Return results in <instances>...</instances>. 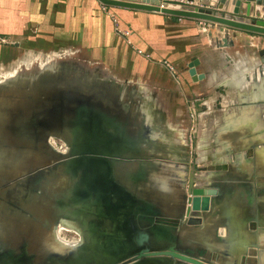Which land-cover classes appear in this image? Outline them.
<instances>
[{"label":"water","instance_id":"1","mask_svg":"<svg viewBox=\"0 0 264 264\" xmlns=\"http://www.w3.org/2000/svg\"><path fill=\"white\" fill-rule=\"evenodd\" d=\"M97 1L106 9L153 12L217 25L221 34L216 44L218 48L233 47L229 29L264 36V1L257 8L254 0ZM52 59L54 64L48 69L0 82V251L22 243L23 237L33 234L38 248L35 261L44 264L40 261L49 259L52 254L47 253L41 243L40 227L43 219L47 218L49 223L55 221L50 212L56 207L61 193L70 187L71 197L73 189L82 191V195L78 192L75 195L82 196L85 208L94 200L98 206H95L96 215L76 221L80 223L77 225L82 236L80 243L62 248L65 258L57 257L54 264H105L111 251L121 249L122 253L126 251L127 259L116 261L112 255L109 264H142L146 258L165 255L186 264H213L211 260L216 261L218 252H212L208 247L203 249L205 251L198 250L199 256L135 248L152 242L151 238L159 234V231L150 232L149 226L143 229L146 221L142 217L147 210L157 215L163 212L169 218L161 222L177 223L180 232H188L187 235L180 234L175 242L180 240L183 245L193 241L199 243L193 236L200 234V218L214 211L215 192L193 190L190 180V193L188 196L183 194L181 201L179 195L176 201L177 198L166 192L149 189L146 183L153 179H160L165 188L168 187L170 174L167 171L161 175L160 168H166L162 165L171 164L173 160L155 148L159 140L151 139V129L142 119L141 107L137 106L143 99L131 94L127 87L100 75L96 68L61 58ZM195 66V61L187 66L193 82L203 79L196 73ZM199 104L200 101L196 103ZM49 137L64 142L71 154L54 152L47 155L51 149ZM181 156L183 158L184 153ZM183 162L181 158L174 160L175 164ZM90 166L99 169L97 177L92 175V169H88ZM145 170L152 177H147ZM97 180L98 192L92 187ZM116 201L123 207L121 211L129 214L118 226L131 230L120 233L118 238H111L100 229L101 232L97 230L96 234L89 233L90 226L106 216L109 202ZM144 201H149V206H145ZM175 212H179L178 215H174ZM183 217L187 219L181 227L183 223L178 221ZM165 229L174 234L173 228ZM118 240L122 242H118L122 248L113 249L111 245L117 246ZM24 261L21 264L29 263Z\"/></svg>","mask_w":264,"mask_h":264},{"label":"crops","instance_id":"2","mask_svg":"<svg viewBox=\"0 0 264 264\" xmlns=\"http://www.w3.org/2000/svg\"><path fill=\"white\" fill-rule=\"evenodd\" d=\"M261 1L254 0V7ZM204 32L201 21L106 9L97 0H0V38L26 42L18 43L19 50L49 46L23 55L76 54L90 61L102 76L143 99L137 105L141 118L151 139L159 140L157 150L173 153L170 163L182 159L187 146L198 153L201 170L191 183L215 192L214 212L224 221L217 236L231 254L258 264L264 260V40L247 45L239 35L223 49L214 39L221 38L218 29ZM193 61L203 76L196 82L188 75ZM192 99L201 106L197 123L189 126L183 116ZM168 119L174 122L168 125ZM202 136L204 145L198 143Z\"/></svg>","mask_w":264,"mask_h":264},{"label":"flooded vegetation","instance_id":"3","mask_svg":"<svg viewBox=\"0 0 264 264\" xmlns=\"http://www.w3.org/2000/svg\"><path fill=\"white\" fill-rule=\"evenodd\" d=\"M15 50H17V49H15ZM21 51L20 52H14L13 55H14L15 61H17L18 59H20L22 57L23 51L22 52ZM7 52H8L7 50L2 51L1 57L3 56L5 58H7L6 57ZM42 53H43V55H45L44 52H42ZM16 55H17V57H16ZM52 58H53V56L49 60L43 62L41 65L37 64V65L30 66L28 68H22V69L18 70L17 72H15L14 74L9 75V76L1 79L0 82L6 81L7 79H10L14 76H20V75L24 76L26 74H36V73H38V70H40V69H44V68L48 69L49 66L54 64L53 63L54 61ZM9 60L13 61L12 58ZM199 101L200 100H198V99H192L187 104V108H186L187 116L186 117L183 116V121L185 122V124L187 123L186 125L192 126V124L195 125L197 123V119H198L197 118V114H198L197 111L199 109V106H201V104H199L197 106L196 103ZM204 110H205L204 107H202V111H204ZM195 120H196V123H195ZM189 131H191V129H189ZM189 136H190V134H189ZM189 136H188V139H189ZM47 140H48V144L51 148L49 150L50 152L47 151V155L49 153H54V152L59 154V155L61 154V155H66V156L71 154V151L67 147H65V150L63 152L60 151V149H62L61 148L62 143L57 138L49 137ZM51 142L54 143V145H55L54 148L50 145ZM56 143H59L60 146H57ZM155 148H156V150L158 149L157 147H155ZM183 151H184V157L182 159H184V162L183 163H176V164L174 163V165L179 166V173H180V178H179V181L177 182L178 192L174 196V198L179 197L180 199L182 198L183 194L185 196L189 195L188 194V193H190L189 192L190 191L189 180L190 181L195 180L196 173L201 170V169L197 170L198 167H195L194 172H191V167H190L191 164H188L190 149H188V146H187V148H184ZM53 166L55 167L54 163H53ZM49 167H47V168H49ZM88 169L89 170L92 169V171H93L92 175L95 174V176L97 177V174H98L97 166H95V168L93 166H90ZM93 169H95L96 173L94 172ZM82 170H83V166H82ZM89 170H88V174L90 172ZM38 171H40V170H38ZM53 171H55V170L53 169ZM85 172H87V171H85ZM65 176H67V175H65ZM193 185L194 184H192V189L194 190L196 188H194ZM92 187H94V189H96L95 191L98 192V187H99L98 180L96 181V183L92 184ZM70 191H71L70 187H68V189L66 187V190L63 191L64 193H61L60 200H58L56 207L53 208L52 211L50 212V215L54 216V218H55V221H53V223H57L59 220H65V221H68V222L77 226V225H80V223L77 224L76 221L81 222L82 219L85 217H88V216L93 215V214L96 215V213H94V211L96 209L95 206L97 207L98 205H97V202L95 200H94V203H92V204L90 203L87 206V208H85V206L83 205L82 196L78 197L75 195V193H77V192L79 195H82V191L81 190H78V191L75 190L74 191V189H73L72 197L70 195L71 194ZM177 195H179V196L177 197ZM51 200L54 201L55 199H51ZM144 203H145V206H149V201H144ZM121 208H123V207H121V205L118 204V201H116L115 203L109 202L108 207H106V210H107L106 216L103 219H101L99 222H97V223L94 222L93 225L90 226L88 232L91 234H96L97 230L99 232H101L100 230H103L104 232H106L105 234H107V236H109L111 238H115V237L118 238L120 233L129 232L131 230L130 228H125L123 225H122L123 227L118 226V225H121L122 220L126 221L127 218L129 217V214L123 213L121 211ZM178 213L179 212H177V213L175 212L174 215H178ZM160 214L161 215L154 214V213L150 212L149 210L145 211V215L142 217V219H145L146 225L144 226L143 229L146 230L145 227L149 226L150 232L159 231V234H155L156 238H151L152 242L149 241V243H144L143 247H140V248L135 247L136 249L152 248L153 251H151V252H154V253H166V252H169L170 250H172L173 253H175L176 255L188 254V255H192V256H197V255L199 256V252H197V251L198 250L199 251H205L203 249H205V247H208L212 250V252L214 250L218 252V253H216V256H217L216 261L211 260V262H213V264H238L239 262H240L239 264H253V262L251 263L250 261H247L245 259L240 260L237 257L236 252H234L236 254V256L231 254V252L228 251V247L226 248V245L223 242V238L220 237L219 235L217 236L218 232L220 231L219 226L224 224V221L221 219V216L219 215L218 211L217 212L211 211L204 218H200L202 221V224H203V222H204V224H203V226L201 224V226H199V228H201V230L202 231L204 230V231L202 232L199 229L200 234L199 233L197 235L194 234V236H193V239L198 241L199 243L196 244L193 241V243H186L185 245H183L180 240L178 243L175 242L174 239L179 238L180 234H181V236H183L184 234L187 235L188 232H182V231L180 232L181 228L177 223H174V224L163 223V222H166V221H164V219L167 220L169 218V216L166 217V214L164 215L163 212H161ZM112 215H115V216H112ZM216 216H219V219L216 218ZM71 219H73V221H71ZM184 219L186 220L187 218L183 217V219H180L178 221V222L183 223L181 225V227L185 226L184 225L185 222H183ZM107 220L109 221V224H107ZM161 221H163V222H161ZM91 227H93V228H91ZM169 227L174 229L173 235L169 234L167 229H165V228H169ZM137 229H139V227ZM79 232H80V229H79ZM195 236H196V238H195ZM63 237L65 239H67V242H68V240H70L71 243L74 241L75 242L77 241V236L75 237L74 235L67 234L65 232L63 234ZM34 239L35 238L33 237V234L28 236V237H23L22 243L16 244L13 247L10 246L9 249H5V251H0V264H18V262H19V264H21V261H24V260H27V261H24V263L29 262L30 264H39V261L38 262L35 261V259H36L35 255H37L38 248L35 245L36 243L34 242ZM78 240H80V239H78ZM70 242H68V244H70ZM118 242H121V241L120 240L116 241L115 244H118L117 245L118 247L116 245H111V247L113 249L115 248L118 250L120 248H122ZM68 244H66L67 246H64L63 249L71 248V246H69ZM170 248H172V249H170ZM121 251H122V249L119 251H111V253L108 254L110 256V259L108 260V262H105V264L111 263L112 255L115 256L116 261L126 260L128 257V255L125 254L126 251H124V253H122ZM67 253H69V252H67ZM113 253H116V254H113ZM72 254H74V253L72 252ZM65 255H66V253H65ZM212 255H213V253H212ZM57 257H59V258L61 257L62 259L65 258L64 255L59 256V254L57 253V254L50 255L49 259H47L45 261H40V262H43L44 264H54L55 260L59 259ZM236 258H238V260H237L238 262L235 260ZM142 264H186V263L182 262L181 260H179L176 257H170L168 255H165V256H157V257L155 256L153 258H146V262L144 261ZM258 264H264V260L258 261Z\"/></svg>","mask_w":264,"mask_h":264},{"label":"rangeland","instance_id":"4","mask_svg":"<svg viewBox=\"0 0 264 264\" xmlns=\"http://www.w3.org/2000/svg\"><path fill=\"white\" fill-rule=\"evenodd\" d=\"M203 24H204V27L206 28V32H204V34H206L208 36H209V34H211L212 30H213L212 33H215L216 30H217V28H218L217 25H214V24H210V23H207V24L206 23H203ZM228 31H229L228 32L229 39H233V45L238 42V38H236V37L239 36V35H241L245 39H248L249 40L248 43H247V45L250 42H251V45L254 42H256L257 44H259V42H260L259 39L264 40V36L263 35H257V34H252V33H247V32H242V31H237V30H233V29H229ZM214 39L216 40V42L217 41L219 42V39L218 38H214ZM19 42L18 41L15 42V40L13 38H9V39L8 38H0V80L3 79V78H5V77H7V76H9V75L14 74V72L16 70H18L19 68H21V69L22 68H28L30 66L37 65V64H40L41 65L43 62L49 60L52 57V55L49 54L50 52L49 53L48 52H45V53H48L47 55H43V53H40V52L37 53V51H39L38 49H42V48H46V47L48 48L49 47L48 45H46L44 43H38L35 46L32 44L31 46H27L26 48H23V47H25L24 46V43H26V42L22 41L20 43H21V46L23 45V47H19V48H21V50L23 49L22 50L23 53H25V50L26 51L27 50H37V51H35L36 53H28V54H25V55H23V53H22V57L20 59H18L17 61H15L14 55H13L14 52H20L21 51V50L19 51V49H17L18 48L17 46H19V44H18ZM37 42H38V40H37ZM261 42H264V41H261ZM15 49H17L18 51L15 50ZM252 49H255V47H252ZM5 50L8 51L6 53V57L7 58H5L3 56L1 57L2 51H5ZM53 55L54 56L56 55V58H61L62 60H70V61H75V62H78L77 60H79L80 62H78V63H82V64H84L88 68H93L95 66L90 61L89 62H87V61L82 62V60L76 54L74 55V57H71L70 55H67V54L66 55H64V54L63 55L62 54L61 55H57V53L56 54H53ZM16 57H17V55H16ZM11 58H12L13 61H10L9 60ZM75 59H77V60H75ZM168 122H169L168 125H171V123H173L174 121H172L171 119H168ZM172 125H174V124H172ZM200 125H201V123H200ZM200 125H199V127H200L199 130H201V126ZM201 138L202 139L198 140V143H199V141H202L203 142L202 145H204V143L206 144V142H205L206 138L204 136H202ZM167 142H170V141L168 140ZM61 143H62L61 144V148L62 149H60V151L63 152L65 150L66 145H65L64 142H61ZM56 144H57V146H60L59 143H56ZM50 145L53 148L55 147V145H54L53 142H51ZM188 149H191V148H189V146H188ZM161 152H162V150H161ZM164 152H166V155H167L168 158L174 159V155L173 154H170L172 152L168 151L169 152L168 153L167 150H165ZM196 154H198V153H196V152L193 151V153H190V155H189L188 164H191L190 165V167L192 168V171L191 172H194L195 167H198L197 170L201 169L200 168L201 165H199L197 163V161H196V158H197V155ZM162 166H164V167L166 166V167L170 168L172 171H174L175 173H179V166L178 165L177 166L174 165V163H171V164H168L167 163V164L162 165ZM59 221L57 223H52V226H55L56 227V225L59 224ZM62 221L68 222V221H65V220H62ZM63 234L64 233L62 232V241L63 242H66V243L70 242V240H68V242H67V239H65L63 237ZM78 239L79 238L77 237V241L76 242L74 241V242L77 243L79 241Z\"/></svg>","mask_w":264,"mask_h":264},{"label":"bare ground","instance_id":"5","mask_svg":"<svg viewBox=\"0 0 264 264\" xmlns=\"http://www.w3.org/2000/svg\"><path fill=\"white\" fill-rule=\"evenodd\" d=\"M36 64V63H35ZM21 68H19L18 70H20ZM18 70H16L15 72H17ZM14 72V73H15ZM248 139V138H247ZM246 139V140H247ZM243 146V144H242ZM161 152V150H159ZM165 151V150H163ZM162 151V154H164L165 156L166 155V152H163ZM261 151V150H260ZM168 152V150H167ZM169 153V152H168ZM170 154H173V153H170ZM264 159V158H263ZM258 160V159H257ZM264 161V160H263ZM262 165V164H261ZM166 167V166H165ZM242 168V167H241ZM169 172L170 174V178H169V182L168 183V187L165 188L164 184H163V181H161L160 179L158 181H155L154 179L153 180H149L147 181V185L148 188L150 189H157L156 192H162L164 194V192H166V194H169L170 196H175L178 192V184L177 182L179 181V178H180V173H175L174 171H172L170 168L166 167V168H163L161 167L160 168V174L163 175L165 174L166 172ZM145 174H146V170L144 171ZM147 177H152L151 175H149V171L147 172ZM159 176V175H158ZM203 185V184H202ZM163 186V187H162ZM163 190H161L162 188ZM160 188V189H159ZM182 190V189H181ZM182 199V198H181ZM181 199L179 198V200L181 201ZM239 199V198H237ZM178 200V198L176 199V201ZM228 201V200H227ZM240 202V201H239ZM226 204V203H225ZM231 204V203H230ZM232 206V205H231ZM45 214V213H44ZM262 214V213H261ZM45 215H43L44 217ZM226 217V216H225ZM229 217V216H228ZM233 218V217H232ZM241 218V217H240ZM160 219V218H159ZM44 223L42 224V226L40 227V239H41V243L44 247V249L47 251V253L49 254H59V252H61V255H63V253L65 252L62 248L64 246H67L66 242H63L62 241V232L64 233H68V234H71V235H75L77 236L80 240L82 239L81 237V233L79 232V229L77 228L76 225L70 223V222H64L62 220L59 221V224L55 226H52V223H49L48 219H43ZM228 221V220H227ZM230 221V220H229ZM226 223V222H225ZM229 223V222H228ZM148 224V223H147ZM204 224V222H203ZM233 224V223H232ZM227 225V224H226ZM223 227V226H222ZM225 227V226H224ZM227 227V226H226ZM234 227V226H233ZM199 229V228H198ZM203 229V228H202ZM232 229V228H231ZM204 231V230H203ZM202 231V232H203ZM231 233V231H230ZM237 235V234H236ZM244 235V234H243ZM233 237V236H232ZM238 237V236H237ZM245 237V236H244ZM231 239V237H229ZM80 240L75 243V242H72L70 244H68L69 246L71 247H75V246H78V244L80 243ZM232 241V240H231ZM234 241V240H233ZM232 241V243H233ZM235 244V243H234ZM183 247V246H182ZM241 247V246H240ZM246 250V249H245Z\"/></svg>","mask_w":264,"mask_h":264},{"label":"built area","instance_id":"6","mask_svg":"<svg viewBox=\"0 0 264 264\" xmlns=\"http://www.w3.org/2000/svg\"><path fill=\"white\" fill-rule=\"evenodd\" d=\"M123 35H125V34H123Z\"/></svg>","mask_w":264,"mask_h":264}]
</instances>
